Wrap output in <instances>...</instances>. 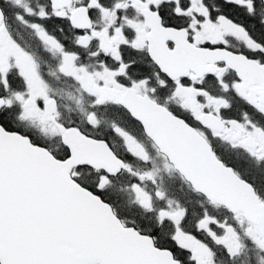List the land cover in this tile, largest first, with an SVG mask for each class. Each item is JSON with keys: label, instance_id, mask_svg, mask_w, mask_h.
I'll use <instances>...</instances> for the list:
<instances>
[{"label": "snow or ice", "instance_id": "1", "mask_svg": "<svg viewBox=\"0 0 264 264\" xmlns=\"http://www.w3.org/2000/svg\"><path fill=\"white\" fill-rule=\"evenodd\" d=\"M0 264H264V0H0Z\"/></svg>", "mask_w": 264, "mask_h": 264}]
</instances>
